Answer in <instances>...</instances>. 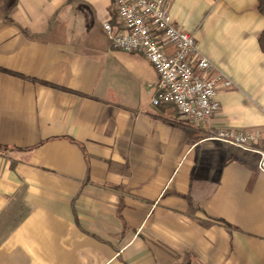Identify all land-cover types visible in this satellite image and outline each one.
Returning <instances> with one entry per match:
<instances>
[{"label":"crops","instance_id":"obj_1","mask_svg":"<svg viewBox=\"0 0 264 264\" xmlns=\"http://www.w3.org/2000/svg\"><path fill=\"white\" fill-rule=\"evenodd\" d=\"M255 4L165 0L233 82L195 125L112 46V0H0V264H264L257 155L207 138L264 134Z\"/></svg>","mask_w":264,"mask_h":264},{"label":"built area","instance_id":"obj_2","mask_svg":"<svg viewBox=\"0 0 264 264\" xmlns=\"http://www.w3.org/2000/svg\"><path fill=\"white\" fill-rule=\"evenodd\" d=\"M118 27L103 23L112 46L140 53L157 73L153 106L171 105L193 124L206 123L219 109V87L232 80L221 72H212V64L197 53L195 36L178 27L165 0H112ZM209 139L218 140L257 155L258 169L264 171V134L233 129H215Z\"/></svg>","mask_w":264,"mask_h":264},{"label":"trees","instance_id":"obj_3","mask_svg":"<svg viewBox=\"0 0 264 264\" xmlns=\"http://www.w3.org/2000/svg\"><path fill=\"white\" fill-rule=\"evenodd\" d=\"M255 7L257 11L264 14V0H256ZM258 44H259L260 50L264 52V28L262 29V31L260 32L258 36ZM3 149H4V146L0 144V151H2Z\"/></svg>","mask_w":264,"mask_h":264}]
</instances>
